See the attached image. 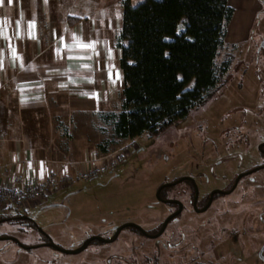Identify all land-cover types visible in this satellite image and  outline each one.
Returning <instances> with one entry per match:
<instances>
[{
    "label": "rangeland",
    "instance_id": "1",
    "mask_svg": "<svg viewBox=\"0 0 264 264\" xmlns=\"http://www.w3.org/2000/svg\"><path fill=\"white\" fill-rule=\"evenodd\" d=\"M229 3L235 15L218 62L234 57L224 82L207 102L162 134L138 137L131 157L115 171L61 187L46 204L0 210V264H264V168L246 175L207 211L192 209L187 182L171 186L169 195L181 198L186 209L162 236L148 238L131 227L118 233L128 222L147 230L159 226L174 208L156 196L162 182L194 178L201 208L207 193L228 189L226 182L236 172L264 161L257 152L264 141V51L259 62L253 57L255 43L264 36V0ZM247 40L254 43L248 52ZM59 100L33 121L31 129L41 124L40 138L57 140L60 146L89 140L97 152L102 142L109 141V150L125 142L113 136L112 126L100 116H83L82 128L68 114L67 122L59 109L65 99ZM84 160L73 163L74 169L51 172L76 178ZM44 232L65 251L48 245ZM115 235L111 242L95 239L79 250L91 236Z\"/></svg>",
    "mask_w": 264,
    "mask_h": 264
},
{
    "label": "crops",
    "instance_id": "2",
    "mask_svg": "<svg viewBox=\"0 0 264 264\" xmlns=\"http://www.w3.org/2000/svg\"><path fill=\"white\" fill-rule=\"evenodd\" d=\"M123 2L0 3V21H6L7 36H0V165L16 167L27 177L41 181L54 168L74 169L73 163L99 153L96 144L89 140L60 146L57 140L40 138L41 124L32 129L31 125L51 105L60 104L59 97L65 99L60 111L66 121L67 114L74 117L76 127L84 126L83 116L97 118L101 113L121 110L124 82L118 40L123 26ZM31 24L34 28L29 27ZM87 43H94L95 47L78 46ZM13 49L19 57L15 62ZM71 133L70 130L69 137ZM48 197L32 206L46 204Z\"/></svg>",
    "mask_w": 264,
    "mask_h": 264
},
{
    "label": "trees",
    "instance_id": "3",
    "mask_svg": "<svg viewBox=\"0 0 264 264\" xmlns=\"http://www.w3.org/2000/svg\"><path fill=\"white\" fill-rule=\"evenodd\" d=\"M123 6L122 107L100 114L118 141L160 135L207 102L231 64L218 56L235 13L229 0H124ZM98 149L110 151L109 141Z\"/></svg>",
    "mask_w": 264,
    "mask_h": 264
},
{
    "label": "built area",
    "instance_id": "4",
    "mask_svg": "<svg viewBox=\"0 0 264 264\" xmlns=\"http://www.w3.org/2000/svg\"><path fill=\"white\" fill-rule=\"evenodd\" d=\"M137 138H130L115 149L105 153H95L81 163L76 178L58 176L52 171L41 181L27 177L16 167L0 165V210L7 208L25 209L40 203L61 187L76 181H87L103 174L111 173L127 161L135 151Z\"/></svg>",
    "mask_w": 264,
    "mask_h": 264
},
{
    "label": "flooded vegetation",
    "instance_id": "5",
    "mask_svg": "<svg viewBox=\"0 0 264 264\" xmlns=\"http://www.w3.org/2000/svg\"><path fill=\"white\" fill-rule=\"evenodd\" d=\"M263 2V1H262ZM235 9V8H234ZM235 15V13H234ZM234 17V16H233ZM233 20V19H232ZM232 22V21H231ZM231 24V23H230ZM229 24V25H230ZM243 40V39H242ZM242 40H240L242 42ZM246 40V39H244ZM263 40L262 44L260 43L261 41ZM261 41H259L258 43H255L256 45V49H255V52H254V59L256 60V62H259V59L261 57V53L262 51H264V36L262 38ZM254 44L253 42H251L250 40L246 42V47L244 48V50H246V52L249 51V48L250 46ZM234 56L233 54L230 55V58L232 59ZM229 59V58H228ZM230 59V60H231ZM232 61V60H231ZM231 65V64H230ZM230 68V67H229ZM229 71V70H228ZM257 152L259 154H261L263 157H264V141H261L258 143L257 145ZM258 166L255 165L254 166H251L250 168H245V169H240V171L236 172L233 176V179L232 180H227V184L231 185L230 187H228V189H223V190H220V189H215L209 193H207V195H205V197L202 199L203 200V203L202 205L200 206L201 208H199V205H198V202H199V189H198V184H197V181H195L194 178L190 177V176H183V177H180V178H177L175 179L174 181L172 182H162L161 185L159 186V188L157 189V191L160 189L159 191V196L160 198H158L159 201L161 202H164V203H167V204H171L172 206H174L173 209L170 210V212L166 215V217L164 218V220L159 224L158 227L154 228V229H151V230H147V229H143L142 227H140L138 224H135L133 222H128L124 225H122V229L125 228V227H131V228H134L138 231H140L141 233H144L148 238L150 237H160L163 235V232L166 231V229L168 228L169 224L171 223V221L173 219H175L176 217H180L182 215V213L185 211L186 209V206H185V203L184 201L179 198L178 196H170L169 193H168V188L171 187V186H174L178 183H182V182H187L188 185H190L191 189H192V197H191V206H192V209L196 210L197 212L198 211H207L213 201L218 198L221 194H225V193H228V192H233V190H235L238 186V183L244 179V177L250 173H253L255 171H252L253 169L255 168H258V169H262L264 168V161H261L260 164H257ZM260 167V168H259ZM257 169V170H258ZM183 178V179H182ZM182 179V180H181ZM75 184V183H74ZM73 185V184H72ZM69 186V185H68ZM189 187V188H190ZM232 187V188H231ZM196 189L198 190V197H197V201H196V207L194 206V202H195V198H196ZM228 190V191H227ZM157 191H156V196H157ZM183 192H186L183 190ZM162 193H165L166 196H163ZM212 197V201H211V204L209 205L208 208L205 209V207L207 206V204L209 203L210 199ZM166 200H172V201H166ZM183 205V208L180 212H178L177 214L175 215H172L173 213L177 212L180 208V205ZM171 216V217H170ZM170 217V218H169ZM169 218L168 222L165 224L166 220ZM121 229V230H122ZM44 236L46 237V241H47V244L52 246L50 243H54L53 242V238L51 235L47 234L44 232ZM92 237V236H91ZM11 239L15 240L16 242H20L19 240H17L16 238L14 237H10ZM90 238V237H89ZM88 238V239H89ZM87 239V240H88ZM95 239H98V240H101V241H105V240H102L98 237H94L91 242ZM106 239H110V238H106ZM107 242V241H105ZM21 243V242H20ZM55 244V243H54ZM21 245L25 248V249H30L31 246H28V245H25L23 243H21ZM56 247H60L58 246L57 244H55Z\"/></svg>",
    "mask_w": 264,
    "mask_h": 264
},
{
    "label": "water",
    "instance_id": "6",
    "mask_svg": "<svg viewBox=\"0 0 264 264\" xmlns=\"http://www.w3.org/2000/svg\"><path fill=\"white\" fill-rule=\"evenodd\" d=\"M263 167H264V166H263ZM259 168H260V167H259ZM257 169H258V168H255V169H253L252 171H255V170H257ZM182 179H183V178H182ZM182 179H181V180H182ZM159 191H160V189L157 191V197H158V198H160V196H159ZM197 191H198V190L196 189V198H195V202H194V206H195V207H196V201H197V197H198V192H197ZM213 193H214V191H213ZM166 201H172V200H166ZM211 201H212V197H211L209 203L207 204V206L205 207V209L209 207V205L211 204ZM182 208H183V205L181 204L179 210H178L177 212L173 213L172 215H175V214H177L178 212H180V211L182 210ZM170 217H171V216H170ZM170 217H169V218H170ZM169 218L166 220L165 224L168 222ZM122 227H123V226H121V227L119 228L118 233L121 231ZM94 237H98V238H100V239H102V240H105V241H107V242H111V241H113V240H115V239L117 238V235H115L113 238H110V239H106V238H103V237H101V236H92V237H90V238L85 242V244H84L79 250L85 249V248L90 244L91 240H92ZM50 244H51L52 246H55L54 243H50ZM59 249L65 251V249L62 248V247H59ZM79 250H78V251H79Z\"/></svg>",
    "mask_w": 264,
    "mask_h": 264
},
{
    "label": "snow or ice",
    "instance_id": "7",
    "mask_svg": "<svg viewBox=\"0 0 264 264\" xmlns=\"http://www.w3.org/2000/svg\"><path fill=\"white\" fill-rule=\"evenodd\" d=\"M2 2H3V0H0V3H2ZM5 24H6V21H0V36H2L4 38H7L6 32H5ZM29 27L34 28V24L29 25ZM78 46L84 47V48H94L95 44L94 43H87V44H80ZM12 57H13V61L14 62H15L16 59L19 58L15 49L12 50ZM0 67H2V61H0ZM109 75L111 77V73H109ZM116 78L117 79L119 78V74L118 73L116 74Z\"/></svg>",
    "mask_w": 264,
    "mask_h": 264
}]
</instances>
